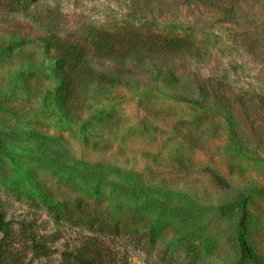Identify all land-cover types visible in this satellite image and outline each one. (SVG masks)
Segmentation results:
<instances>
[{
	"label": "rangeland",
	"instance_id": "374dc122",
	"mask_svg": "<svg viewBox=\"0 0 264 264\" xmlns=\"http://www.w3.org/2000/svg\"><path fill=\"white\" fill-rule=\"evenodd\" d=\"M125 25L179 28L191 46L110 60L90 41ZM58 38L118 80L84 90L69 119L44 56ZM0 197L40 243L7 264H75L99 235L80 208L129 222L99 235L117 264H236L244 202L264 263V0H0Z\"/></svg>",
	"mask_w": 264,
	"mask_h": 264
},
{
	"label": "trees",
	"instance_id": "16d2710c",
	"mask_svg": "<svg viewBox=\"0 0 264 264\" xmlns=\"http://www.w3.org/2000/svg\"><path fill=\"white\" fill-rule=\"evenodd\" d=\"M147 29L145 33H141L135 26L125 25L114 27L111 31L109 29L93 30L90 35L96 39L92 37L90 41L96 49L105 50L110 60L118 57L125 59L127 55L140 60H153L152 55L160 54L182 55L191 46L189 37L177 32L179 28L173 32L164 31L166 34L163 31L153 34L149 28ZM48 47L52 50L45 51V59L52 65H56V69L50 70L55 82V108L64 119L71 118L73 113L83 108L86 102L84 90L89 89L92 84H114L118 81L115 76L106 77L95 74L87 63L88 56L78 44H69L58 38ZM166 76L164 82L174 85L176 80L173 76L168 75L167 72ZM187 99L201 105L199 100ZM7 206L0 197V264L12 263L16 260L15 247L21 244L22 240H27L34 248L40 246V243L36 241L35 232L37 231L32 227V223L12 215L9 217ZM79 213L89 219V231L93 234L98 233L102 237L114 239L115 235H121V232L128 229L130 225L127 220L109 218L104 211L80 208ZM134 224L138 230L140 221ZM248 227V205L244 202L241 206V217L235 238L239 255L236 264H264L258 259L248 242ZM99 235L84 239L82 247L75 255H71L75 264H117L125 259V254L118 259L116 257L118 251L114 252L112 248L105 246V242L109 239L100 240Z\"/></svg>",
	"mask_w": 264,
	"mask_h": 264
}]
</instances>
